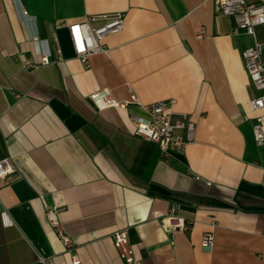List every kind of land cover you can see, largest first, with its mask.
<instances>
[{
  "label": "crops",
  "instance_id": "1",
  "mask_svg": "<svg viewBox=\"0 0 264 264\" xmlns=\"http://www.w3.org/2000/svg\"><path fill=\"white\" fill-rule=\"evenodd\" d=\"M118 13L123 30L85 65L68 26ZM235 26L218 0H0V161L13 168L0 185V264H125L120 230L136 264H264V147L253 131L263 111L251 107L261 93L243 61L253 37ZM36 40L51 63L28 69L21 53L39 60ZM130 88L139 104L125 109L90 100L108 89L130 102ZM168 100L197 128L180 153L134 135L144 107ZM46 205L60 209L72 250ZM172 206L188 230L164 227Z\"/></svg>",
  "mask_w": 264,
  "mask_h": 264
},
{
  "label": "built area",
  "instance_id": "2",
  "mask_svg": "<svg viewBox=\"0 0 264 264\" xmlns=\"http://www.w3.org/2000/svg\"><path fill=\"white\" fill-rule=\"evenodd\" d=\"M221 12L235 19L234 33L239 35L245 33L253 37V46L243 52L245 69L249 75L250 82L256 91L261 94L251 100L254 111H263L256 118L253 131L254 139L259 147H264V43L257 38V29L264 26V3H249L246 0H218ZM24 17L32 22L35 18ZM97 24V25H96ZM125 24L124 14H108L92 16L82 23L68 26L71 42L76 56L88 65L89 58L106 50L105 39L123 30ZM40 50L39 60L21 53L28 69H38L51 63V52L48 42L36 40ZM61 56V49H58ZM130 102L117 101L108 89L102 90L90 96V100L97 106L99 111L109 108L125 109L131 104H139V99L132 88H130ZM175 100L159 101L145 106L149 114L148 120L138 119L134 135L145 141L157 145L164 154L180 153L186 146L195 141L196 124L186 114L175 112ZM13 173L9 160L0 161V185H2ZM60 209L55 206L46 205V217L50 225L58 232V236L68 250L74 248V242L64 231L59 219ZM178 208L172 206L164 217V227L167 230H188L190 224L177 216ZM114 246L121 260L125 264H136L134 249L130 243L128 230H120L113 234ZM202 247L211 251L214 247V238L211 233L205 234L202 239ZM74 264H81L78 259Z\"/></svg>",
  "mask_w": 264,
  "mask_h": 264
}]
</instances>
